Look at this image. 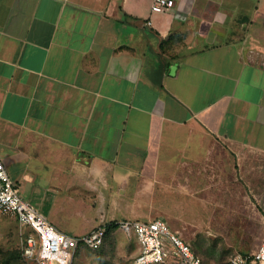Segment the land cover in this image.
<instances>
[{"label": "crops", "instance_id": "crops-1", "mask_svg": "<svg viewBox=\"0 0 264 264\" xmlns=\"http://www.w3.org/2000/svg\"><path fill=\"white\" fill-rule=\"evenodd\" d=\"M151 2L0 0L8 175L47 218L37 193L99 205L60 231L264 195V0Z\"/></svg>", "mask_w": 264, "mask_h": 264}, {"label": "rangeland", "instance_id": "rangeland-1", "mask_svg": "<svg viewBox=\"0 0 264 264\" xmlns=\"http://www.w3.org/2000/svg\"><path fill=\"white\" fill-rule=\"evenodd\" d=\"M253 188L258 187L245 186L244 195H238L236 200L225 197V201L212 203H162L168 212V217L162 219L191 244L204 264H229L230 258L237 252L249 255L257 251L264 236V195L257 193L253 197ZM36 196L38 205L42 210L46 208L43 212L56 228L60 225L63 228L85 229L93 220L91 208L99 206L92 201L70 200L75 196L68 194L54 195L52 202L46 205L43 193ZM120 220L130 219L97 223L93 228L107 227L112 222L117 225H112L110 230L105 229L99 248L79 249L71 264H134L137 241L132 233L119 226L117 221ZM23 235L24 229L17 219L12 214L0 212V264H36L22 255ZM7 258L10 259L8 263L5 262ZM165 264L178 263L170 259Z\"/></svg>", "mask_w": 264, "mask_h": 264}, {"label": "built area", "instance_id": "built-area-1", "mask_svg": "<svg viewBox=\"0 0 264 264\" xmlns=\"http://www.w3.org/2000/svg\"><path fill=\"white\" fill-rule=\"evenodd\" d=\"M173 5L174 0H152L150 7L153 12H163ZM0 212L12 214L24 229L22 255L36 264H71L79 249L99 248L106 229V225L97 226L84 235L58 230L41 211L21 196L1 156ZM117 223L135 236L138 252L134 264H165L170 259L178 264H204L191 244L162 218L120 220ZM229 264H264V236L257 251L249 255L237 252L230 258Z\"/></svg>", "mask_w": 264, "mask_h": 264}, {"label": "trees", "instance_id": "trees-1", "mask_svg": "<svg viewBox=\"0 0 264 264\" xmlns=\"http://www.w3.org/2000/svg\"><path fill=\"white\" fill-rule=\"evenodd\" d=\"M112 225H113V226H116L117 224H116L115 222H112L111 224H108V225H107L106 229H107V230H110V227H111ZM9 260H10V259L7 258V260H6L5 262L8 263Z\"/></svg>", "mask_w": 264, "mask_h": 264}]
</instances>
